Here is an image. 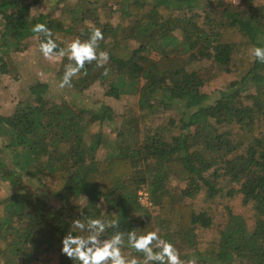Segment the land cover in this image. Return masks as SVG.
<instances>
[{"label":"trees","instance_id":"trees-1","mask_svg":"<svg viewBox=\"0 0 264 264\" xmlns=\"http://www.w3.org/2000/svg\"><path fill=\"white\" fill-rule=\"evenodd\" d=\"M40 3L0 0V50L23 52L32 38L39 50L37 23L60 48L100 28L98 51L109 61L87 64L66 88L81 94L97 84L105 97L133 98L135 108L117 118L104 104L55 102L46 83H35L11 116H0V135L9 137L0 182L17 186L25 175L72 212L83 199L77 219L116 220L109 234L158 229L185 261L264 264V64L251 52L264 47V0H61L58 16H31ZM5 58L0 68L14 73ZM69 62L61 58L60 80ZM175 183L184 184L180 194ZM223 183L252 205L253 224L229 212L217 240H199L197 227L210 228L212 216L186 200L202 189L215 198ZM62 211L39 196L0 200L3 264H35L45 254L72 264L60 251L71 225Z\"/></svg>","mask_w":264,"mask_h":264},{"label":"rangeland","instance_id":"rangeland-1","mask_svg":"<svg viewBox=\"0 0 264 264\" xmlns=\"http://www.w3.org/2000/svg\"><path fill=\"white\" fill-rule=\"evenodd\" d=\"M66 3H73L76 0H64ZM232 3H238L239 0H229ZM61 0H41L39 5L32 7L29 10L31 16L39 14L50 15L56 17L60 13ZM112 23V21H111ZM0 56H8L14 67V73H9L10 66L8 65L4 70L0 68V116L8 117L11 116L13 109L17 106L20 97L28 95V89L35 83H46L48 86V92L50 97L55 98V102L66 101L73 103L74 105L91 109L107 105L112 108L115 117H119L129 107L135 108V100L130 97H121L119 100L108 98L104 96L103 89L97 84L91 85L87 90L81 94H76L68 88H60V79L58 77V68L61 62V58L58 60H48L44 58L38 48L34 38L29 40L27 49L23 52H14L10 50H0ZM5 60H7L5 58ZM1 67V62H0ZM105 133L112 136L110 128L105 127ZM176 133V132H175ZM109 136V137H110ZM114 137V135H113ZM9 137L0 135V148L8 143ZM101 153V152H100ZM11 161V157L9 159ZM13 168V166L11 167ZM19 170H17L18 172ZM27 176L23 175L21 181L17 186H12L9 181L0 182V200L15 194H24L41 197L46 205L53 210H63L62 212L67 218L72 221L77 219L78 215L81 214V209L84 206V200L79 199L75 202L80 207L79 212L70 211L69 207L72 205H64L56 199L49 198L46 196V192L43 188L32 180L25 179ZM184 184L175 183L172 186L173 194H180L183 190ZM222 193L217 197H209L205 189H202L193 198H188L186 202L191 203L196 210H206L212 216V226L208 229H202L197 227L196 237L199 240L213 241L219 238V231L224 225L229 212L232 215L241 216L248 226H251L254 221V212L250 203L243 204L242 193L232 192L238 187L233 184L223 183L221 185ZM234 191V190H233ZM226 193H232V196H227ZM101 209L103 207L101 206ZM156 208L151 209V213H156ZM58 258L57 254H45L42 255L38 263L35 264H55ZM0 264L3 261L0 260Z\"/></svg>","mask_w":264,"mask_h":264},{"label":"clouds","instance_id":"clouds-1","mask_svg":"<svg viewBox=\"0 0 264 264\" xmlns=\"http://www.w3.org/2000/svg\"><path fill=\"white\" fill-rule=\"evenodd\" d=\"M32 32L43 36L39 52L44 58L58 60L67 57L70 61L64 65L60 88L71 87L74 77L86 73L87 64L95 62L97 67H103L109 61L107 51H98L104 40L100 28H94L88 39L77 37L63 48L52 38V31L46 24L33 25ZM251 52L258 63L264 64V47H253ZM117 225L116 220L87 215L73 219L61 239V254L70 258L72 264H197L195 257L187 261L182 259L176 246L161 236L158 229L133 228L126 233L115 231L109 234L108 229Z\"/></svg>","mask_w":264,"mask_h":264},{"label":"built area","instance_id":"built-area-1","mask_svg":"<svg viewBox=\"0 0 264 264\" xmlns=\"http://www.w3.org/2000/svg\"><path fill=\"white\" fill-rule=\"evenodd\" d=\"M141 194H143V193H141ZM142 202L144 204H146V202H147V195L146 194H143Z\"/></svg>","mask_w":264,"mask_h":264}]
</instances>
